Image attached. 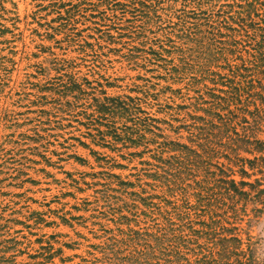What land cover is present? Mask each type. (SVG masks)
<instances>
[{
	"label": "rangeland",
	"instance_id": "rangeland-1",
	"mask_svg": "<svg viewBox=\"0 0 264 264\" xmlns=\"http://www.w3.org/2000/svg\"><path fill=\"white\" fill-rule=\"evenodd\" d=\"M251 11L264 22V0H0V264H179V245L194 250L184 228L187 242L164 240L181 209L206 220L191 210L201 175L177 157L220 122L204 110L241 65L229 51ZM261 209L236 233L264 262Z\"/></svg>",
	"mask_w": 264,
	"mask_h": 264
},
{
	"label": "trees",
	"instance_id": "trees-1",
	"mask_svg": "<svg viewBox=\"0 0 264 264\" xmlns=\"http://www.w3.org/2000/svg\"><path fill=\"white\" fill-rule=\"evenodd\" d=\"M251 14L252 11L247 17L239 14L241 25H238L237 19H231L246 33V40L236 41L234 48L231 46L229 51V54H238L236 60L241 65L230 67V75L222 84L227 90L221 89L220 95L214 93V102L208 110H204L210 115L219 114L220 122L199 128L201 146L197 150L183 147L184 150L177 157L180 159L179 165L185 170L201 175L193 188L192 197L197 202L191 210H201L203 215L199 217L206 219L194 222L188 219L190 214L181 209L177 217L182 218L178 219L182 225L176 228L172 224L170 228L173 230L163 233L167 249H170L176 241L187 242L184 231L178 230L180 227L189 232L191 237L187 239H192V242L188 245L195 248L189 250L179 245L183 253L177 255L175 252L177 256H172L182 260L178 258L179 264H264L255 255L251 237L248 236L245 242L236 233V224L242 222L240 216L247 217V206L250 203L262 206L261 211L264 210V138H260L264 135V22L253 25L252 21L247 20ZM215 102L221 105L214 106ZM222 104H227L225 112ZM232 105L236 106L233 111ZM187 153L193 154L194 158L189 159ZM241 153L254 158L241 157ZM220 157L230 163L227 162V166L214 163ZM236 168L240 169L242 178H250L252 172L261 175L262 179L254 183L236 182L232 178ZM261 211L255 210L256 213ZM220 212L224 214L219 215ZM227 213H231V217ZM194 226L198 229L194 230ZM200 240L205 241L200 244Z\"/></svg>",
	"mask_w": 264,
	"mask_h": 264
}]
</instances>
